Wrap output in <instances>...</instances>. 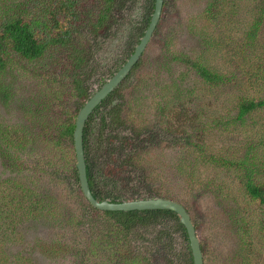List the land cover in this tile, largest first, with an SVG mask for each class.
<instances>
[{
	"label": "rangeland",
	"instance_id": "obj_1",
	"mask_svg": "<svg viewBox=\"0 0 264 264\" xmlns=\"http://www.w3.org/2000/svg\"><path fill=\"white\" fill-rule=\"evenodd\" d=\"M32 1L0 0V8L32 6ZM261 2L164 0L153 36L114 99L122 125L109 131L123 139L124 154L136 165L127 171L136 193L125 201L160 196L182 204L194 224L203 264H264V205L251 200L242 184L246 169L264 183V107L243 121L236 118L243 101L264 100ZM145 7L146 0H127L98 36L88 32L87 23L80 24L76 37L89 56L84 68L88 97L139 42ZM74 9L91 21L101 3L78 0ZM52 52L33 63L14 57L0 77L7 87L6 102L0 98V209L6 206L9 213L0 219V264H191L187 236L174 221L136 227L124 237L117 225L89 210L71 175V144L52 143L57 126L72 120L77 102L70 80L62 77L71 50ZM54 57L58 65L53 68L48 62ZM190 62L223 81L207 83ZM54 70L61 84L46 76ZM102 112L94 113L93 125ZM244 154L248 168L240 164ZM97 155L105 164L107 155ZM73 220L79 227L71 226ZM101 230L111 234L113 250L91 244L102 238Z\"/></svg>",
	"mask_w": 264,
	"mask_h": 264
},
{
	"label": "trees",
	"instance_id": "obj_2",
	"mask_svg": "<svg viewBox=\"0 0 264 264\" xmlns=\"http://www.w3.org/2000/svg\"><path fill=\"white\" fill-rule=\"evenodd\" d=\"M97 1L101 3V10L91 21L87 19L88 17L83 20L81 16L85 14V12L78 13V11L74 9L78 4V0H33L32 6L23 5L22 3H13L0 8V77L2 73H5V71L11 67L12 61L16 58L26 61V63H33L44 59L45 55H50L52 57V51H54L56 47H63L71 50L68 54V69H65L67 73L62 74V77L70 80V84L72 85L71 96L75 97L77 102L75 104V111L71 114L72 120L67 119L57 126V135L54 136L52 142L56 147H60L62 140H65L67 143L71 144L73 149L75 113L79 111L83 102L88 98V89L84 82L87 80L88 74L84 68L88 63L89 56L86 54L84 47H82L83 43L79 42L76 37L80 24L84 21V23L89 25L88 32L94 36H98L102 31H107L110 23L113 22V13L122 10L127 2V0ZM261 4L262 7L260 11L263 14L264 3L261 2ZM153 8L154 0H146L143 17V26H145V28L148 26ZM77 21L79 23H76ZM260 23V19H258L252 25L251 32H257ZM253 33H251V36H253ZM140 34H142V29ZM132 51V48H129V52ZM185 61L187 63L189 62L188 60ZM48 64L54 68L58 65L57 59L55 57L52 58ZM190 64L194 66L200 78L207 83L217 84L223 81L220 75L199 67L197 63L190 62ZM135 67H137V63L133 69H135ZM69 72H71L70 75ZM46 76L61 84L58 78V72L55 70L52 73H46ZM122 87V85H119L92 111L83 129V149L88 186L92 196L98 201L108 200L112 203L123 202L129 200L131 196L136 193V186L130 183L132 176L127 174V171H132L131 169H135L136 165H134L132 156H126L124 154V147L122 146L123 139L118 138V133L109 131V129H111V131L114 130L112 127L119 128L122 125L119 118L120 108L115 106L114 103V99L119 96L118 92ZM4 88L7 87L0 85V98L5 103L7 96L2 95ZM57 99H59L61 103L65 101L62 96H59ZM262 107H264V100L256 102L253 100L243 101L238 107L236 118L237 120L243 121L245 116L250 112ZM100 109H103V112L99 118V123L93 125L91 123L92 117L94 113ZM98 151H103L107 155L105 157V164L99 161L97 155ZM247 156L248 154H244V160L240 163L246 168H248L249 165V161L246 162ZM47 163L48 162H46V164ZM225 163L227 162L225 161ZM249 172L250 170L246 169V174L244 175L245 180H243L242 183L244 190L251 200H255L260 205H264V183H257ZM71 175L81 192L74 159H71ZM9 186L12 191L13 187L11 185ZM120 188H125L124 194L119 190ZM126 189L131 193L127 194ZM155 193L156 192L153 191L149 194L154 195ZM87 206L89 210L94 211L93 213L104 216L105 219H107L106 222L109 221L111 224L117 225L120 233L124 237L136 227H149L157 225L161 221H174L176 223V229H179L184 237L187 236L177 216L171 211L113 212L98 211L93 209L88 203ZM6 209V206L0 209V219L9 216ZM79 225L80 222L78 220H73L71 222V226L73 227H79ZM99 232H101L102 238L92 241L91 244L97 249L105 248L113 250L112 239H108L111 234L104 233L103 230ZM162 234L167 235L166 232H161V235ZM52 244L57 245L58 243ZM190 262L193 264L192 258Z\"/></svg>",
	"mask_w": 264,
	"mask_h": 264
},
{
	"label": "water",
	"instance_id": "obj_3",
	"mask_svg": "<svg viewBox=\"0 0 264 264\" xmlns=\"http://www.w3.org/2000/svg\"><path fill=\"white\" fill-rule=\"evenodd\" d=\"M164 0H154L153 13L150 17L148 26L144 30L142 37L135 46L132 54L125 61V63L109 78L102 86L95 91L91 96L85 100L83 106L79 110L74 124L73 131V150L75 156V167L78 175L79 186L87 203L98 211H153L166 210L173 212L179 223L186 231L189 247L191 250L193 264H203L202 252L199 239L196 236L194 224L188 214L187 210L182 204L171 199L166 198H148L140 200H130L123 202H109L108 200H96L89 189L88 180L86 176V164L83 149V129L85 122L92 111L110 94L112 93L127 77L135 64L140 59L142 52L149 43L153 33L160 20Z\"/></svg>",
	"mask_w": 264,
	"mask_h": 264
},
{
	"label": "flooded vegetation",
	"instance_id": "obj_4",
	"mask_svg": "<svg viewBox=\"0 0 264 264\" xmlns=\"http://www.w3.org/2000/svg\"><path fill=\"white\" fill-rule=\"evenodd\" d=\"M143 33H144V32H143ZM137 44H138V43H137ZM133 50H134V49H133ZM132 52H133V51H132ZM132 52H131V54H132ZM131 54H130V55H131ZM130 55H129V56H130ZM128 58H129V57H128Z\"/></svg>",
	"mask_w": 264,
	"mask_h": 264
}]
</instances>
